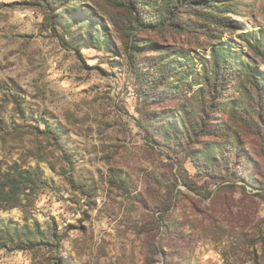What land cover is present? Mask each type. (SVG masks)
Wrapping results in <instances>:
<instances>
[{"label":"rangeland","instance_id":"obj_1","mask_svg":"<svg viewBox=\"0 0 264 264\" xmlns=\"http://www.w3.org/2000/svg\"><path fill=\"white\" fill-rule=\"evenodd\" d=\"M64 1L0 0V236L38 225L63 247L7 246L0 264H261L264 99L243 73L225 82L188 150L149 143L139 111L182 133L180 109L213 80L218 51L264 82L254 40L264 50V0L222 2L218 16L181 8L147 30L136 20L152 13L137 7L133 16L122 0ZM132 44L148 46L139 54ZM156 50L185 67L171 80L189 79L179 96L160 89L152 102L140 82L155 78L143 57Z\"/></svg>","mask_w":264,"mask_h":264},{"label":"trees","instance_id":"obj_2","mask_svg":"<svg viewBox=\"0 0 264 264\" xmlns=\"http://www.w3.org/2000/svg\"><path fill=\"white\" fill-rule=\"evenodd\" d=\"M44 1L47 4H52L53 2L54 4H61L59 2H65L64 0ZM76 1L77 0H66V2ZM226 1L228 0H122V3L127 7L128 10H130V12L132 11L131 14L133 16H136L134 15L135 13L133 8L137 7L143 10H149L152 13L150 14V17L146 19L147 21H145V23H140V21L136 20V24L139 27H143L147 30L149 28H157L159 23L154 25L155 23L153 22L161 20L160 17H165L166 19L171 20L175 16L176 12H178L181 8H195L193 7L194 5H202L204 8L210 10L209 15L218 16V14L221 13L222 7L225 5V3L222 2ZM217 3H221V5H217ZM155 10H159L160 15L157 13L155 14ZM134 18L136 19V17ZM210 21L212 24H218L213 19H210ZM160 24H163L164 26L167 23H164L162 20ZM57 27L61 28L60 33H57ZM51 28L60 37V39L64 40L65 42V38L69 35V31L66 29L65 25L59 21H56L51 24ZM62 33H64L65 36L62 35ZM131 33L132 32L126 33L127 42H129V35ZM96 40H99V37H96ZM254 40L256 43V49L261 51L264 55V50L261 49L262 45L260 40ZM67 42L71 43V40H68ZM76 46L79 47L80 45L76 44ZM147 46L148 45L139 46L132 44L128 48L135 51L139 50V54H144V52H141V50ZM221 52L222 51H218L216 54L213 68L210 70V75L212 76L213 80L209 82L210 79L208 77L205 79L207 83H205L206 87L202 92L203 95H201L197 101L194 100L193 106L189 108L190 110L187 109V106L180 109L184 113L182 133H178L175 129H173L170 126L169 121L164 119L161 115L159 117L158 115L153 116V110H146L145 105L142 109H140L139 114L142 116V119L145 123V138L149 143L155 142L159 144H176V142H178L179 144L182 143L183 148L188 150L191 142L196 140V138L198 139L206 132V128L208 127L207 118L210 116L211 108H213V104L217 102V98H224V95L221 97L218 96V94H222L218 93V91L224 89L223 86L225 82L237 80L241 73H243V75L248 79L249 85H251V88L256 93V96L261 100L264 99V95L262 93L264 82L261 78L257 77L256 72L249 65H244L240 59L230 58L228 56L225 57V51L223 53ZM153 54L156 56L153 55L151 62H149V60H151L150 58L148 59L146 56L143 57L146 58L144 60L145 63L143 64L145 66L144 68L153 70V74L155 76V78L151 77V79L147 82H140L146 86L144 90L147 93L143 95L147 96V99L145 100H150L153 102L155 100L154 93L158 92L160 89L162 92L164 91V94L170 95V97L179 96L184 91L180 83L183 81H188L189 75L183 73L180 79L178 77H176L175 80L171 79L174 78V75L180 72L177 68L183 69L185 67H179V62L176 65L173 64V61H170V58L166 56L163 50H156ZM131 56H133V54H131ZM206 93L208 105H206L204 102L202 103V98ZM215 93H217V96H215ZM170 97H167L166 99L168 100ZM257 104L262 108V113H258L259 121L264 122V117H262V114H264V105H262L261 102H258ZM195 105H197V112L194 108ZM197 118L199 120H197ZM161 123L163 125L162 128L158 127ZM164 125H166V127ZM50 134L52 135V138L55 136V133ZM202 157L204 158L205 156L203 155ZM216 158L217 156L212 155L210 157V164H213ZM237 179L243 181L244 177L243 175H239ZM49 230L43 232L40 230L38 225H36V228L33 231H28V229L23 231L14 229L12 234H3L0 236V248L11 246L13 249L20 251L26 248L48 246L52 244L50 241H56L54 246L57 250H59V248H63L61 245V240H57L55 238V233ZM254 258V261L256 264H258V256H255ZM260 261L261 264H264V252H262V255L260 256Z\"/></svg>","mask_w":264,"mask_h":264}]
</instances>
